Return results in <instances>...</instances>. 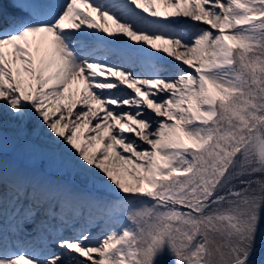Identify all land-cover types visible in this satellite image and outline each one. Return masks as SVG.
<instances>
[{
  "label": "snow or ice",
  "instance_id": "obj_1",
  "mask_svg": "<svg viewBox=\"0 0 264 264\" xmlns=\"http://www.w3.org/2000/svg\"><path fill=\"white\" fill-rule=\"evenodd\" d=\"M262 226L264 0H0V264H264Z\"/></svg>",
  "mask_w": 264,
  "mask_h": 264
},
{
  "label": "rangeland",
  "instance_id": "obj_2",
  "mask_svg": "<svg viewBox=\"0 0 264 264\" xmlns=\"http://www.w3.org/2000/svg\"><path fill=\"white\" fill-rule=\"evenodd\" d=\"M6 153L4 154L9 155V156L11 155L9 150H6ZM29 153H32L31 149ZM35 155H37L38 158L37 160H33V161L31 160L32 163L24 161L27 163L26 166L33 165L37 167L38 171L46 173L48 176H50L54 180H58L61 182H68L74 185L75 187L84 190L85 192L90 190L93 194L100 195L104 197L105 199L109 198L107 190L102 185L87 183L83 179V176L81 173L73 169H70L68 167L67 162H64L62 160H56V162H53V161L51 162L48 155L43 153L42 151H35ZM6 157L7 156H4V158ZM17 165L24 169L23 164L22 165L17 164ZM47 165H56L58 168H55L56 171H48ZM94 229L95 228L93 227L91 229L93 238H95L97 236V233L100 231L99 230L98 232L96 231L97 233H93ZM263 237H264V226H262V232H261V235H258L257 241ZM162 260L164 264H172V261L167 255L162 257ZM252 260L254 262L264 260V242L260 246L257 247V252L252 257Z\"/></svg>",
  "mask_w": 264,
  "mask_h": 264
},
{
  "label": "bare ground",
  "instance_id": "obj_3",
  "mask_svg": "<svg viewBox=\"0 0 264 264\" xmlns=\"http://www.w3.org/2000/svg\"><path fill=\"white\" fill-rule=\"evenodd\" d=\"M4 131L6 134L5 144H4V148H5L4 153H6V150H9L11 153L10 156L4 154V156H7L6 158H4L6 163H15L16 165L23 164L24 169L26 170L38 171L37 167L33 165L26 166L27 164L26 162L32 163L33 160H37L38 156L35 155V151H42L43 153L47 154L51 162L52 161L56 162V160H62L64 162H67L69 158V155L67 153H57L54 155L51 152L44 150V147L43 145H41L40 141L30 140L26 142V141L17 140L15 136L13 135V129L10 126L6 127ZM30 149L32 153H29ZM55 168H58V167L56 165H47L48 171H56ZM87 192L92 193L90 190Z\"/></svg>",
  "mask_w": 264,
  "mask_h": 264
},
{
  "label": "water",
  "instance_id": "obj_4",
  "mask_svg": "<svg viewBox=\"0 0 264 264\" xmlns=\"http://www.w3.org/2000/svg\"><path fill=\"white\" fill-rule=\"evenodd\" d=\"M262 241H263V240H262ZM262 241H259V242L257 243V246H258Z\"/></svg>",
  "mask_w": 264,
  "mask_h": 264
}]
</instances>
